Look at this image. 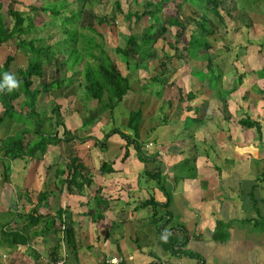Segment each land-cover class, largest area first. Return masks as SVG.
<instances>
[{
	"label": "crops",
	"instance_id": "obj_1",
	"mask_svg": "<svg viewBox=\"0 0 264 264\" xmlns=\"http://www.w3.org/2000/svg\"><path fill=\"white\" fill-rule=\"evenodd\" d=\"M221 6L232 8L233 17L243 9L251 21L250 28L238 21L228 22L229 41L233 32L229 46L243 54L234 66L239 73L250 70L242 84L226 95L231 118L226 121L221 114L214 115L217 104L207 111V79L199 83L204 91L190 103L191 111L184 110L178 100L165 97L166 87L148 84L141 92L138 90L142 87L136 86L137 93L117 105L120 108L116 107L114 114L118 116L112 120L108 113L96 114L92 124L80 128L76 114L66 115L67 126L91 138L82 143L48 145L41 160H30L29 166L17 170L19 176L13 175L11 164L9 181L0 182V264H51L53 259H64L66 264H106L113 258L121 264H264V47H260L264 39V0H223ZM232 25L234 31L230 30ZM242 32L244 43L237 42L243 40ZM216 33L225 42L224 30ZM219 43L217 49L223 44ZM224 57L218 55L214 63H224ZM182 75L178 78L184 90L195 85L193 78ZM231 76L222 77L223 90H230ZM63 78L67 75L60 71ZM55 93H59V99L67 97L68 102L76 97L73 86ZM139 100L144 102L139 141L143 151L156 153L157 159L142 161L130 146L128 157L122 160L125 142L118 135L109 137L102 148L95 146L94 140L101 141L112 126L129 132L128 115L137 109ZM193 113L204 122L185 126ZM245 117L259 123L260 136L255 129L239 124ZM164 119L166 123H162ZM73 152L89 169L93 181L81 196L68 195L64 188L55 187L56 167L63 166ZM102 162H110L113 172L101 173ZM157 164L169 195L166 210L171 217L161 223L160 229L151 221L152 208L140 205L151 197L158 203L165 201L157 183L146 175L154 173ZM97 190L108 204L103 219L93 221L98 214ZM42 191L48 196L37 205L41 219L29 226V210ZM62 210L64 225L71 229L69 246L61 240V229L58 232L62 224L58 213ZM165 232L186 236V243L179 249L182 253L161 247ZM17 236L27 241L16 243Z\"/></svg>",
	"mask_w": 264,
	"mask_h": 264
},
{
	"label": "trees",
	"instance_id": "obj_2",
	"mask_svg": "<svg viewBox=\"0 0 264 264\" xmlns=\"http://www.w3.org/2000/svg\"><path fill=\"white\" fill-rule=\"evenodd\" d=\"M134 1L136 2V0ZM49 2L45 3L40 0L38 3H25L24 0H0V52L8 51L5 58L0 61V74L4 72L15 73L18 80L21 81L20 86L11 92L7 90L0 91V106L2 108L0 124L5 119L14 121L13 117L15 116H22L29 121L28 128L23 127L14 136L0 139V175L2 183L9 181L11 162L26 158L38 161L42 159L48 145L55 146L61 142L71 143L75 141L82 143L91 138L82 137L76 128L73 129L66 125L64 119L67 116H64V118L61 116V105L57 102H52L50 115L45 119L41 118L37 111L38 96L40 94L48 95L53 91L71 86L75 90L82 89L83 97L82 102L80 101V109L72 108L70 113L65 111V115H68V117L76 114L80 118V128H85L93 123L84 112L85 106L90 101L95 103L98 114L109 113L108 118L110 116L112 119V112L115 107L124 99L137 93L138 81L131 82L129 75L132 73L136 78L138 77L136 73L139 66L153 58L152 50H154L156 40L158 38L164 39L165 36H169L165 43L167 49L162 51L158 59H155L154 71H152V75L147 77L149 82L167 88L176 86L178 101L184 105V110L191 111L192 105L190 103L192 104L195 98L204 91L202 87H199V83L207 79L210 93L209 98L204 102L207 111L212 105L217 104V112L213 114H221L226 121L231 118L226 95L234 92L235 88L242 84L243 78L249 74L250 70L245 69L239 73L234 66V63L243 54H241L242 51L235 52L229 46V43L230 45L233 43V32L230 33L229 41L227 38L229 34L228 22L233 20L235 24V21H238L246 28H250L251 21L245 10H237L236 16L233 17L232 8H222L223 0H189L190 3L188 0L187 2L186 0H158L155 3L148 0L143 3L141 11L130 10L129 8L126 12L122 10L121 15L127 22L134 21L138 23L142 19H146V26L141 33H124L123 30L118 33L117 44L112 51L117 56L118 62L123 64L127 70L131 69L130 74H124L120 70L119 64L104 49L105 33L100 29L103 26L107 27L115 23L116 11L121 10L118 1H114L115 11L111 13L106 10L101 15L93 14L94 25L82 27L79 26L80 17L88 0H62L60 5L53 4L52 6L49 5ZM75 3L78 7L73 10L72 4ZM46 4L49 7H45ZM189 7L191 10H189ZM23 8L28 9L26 14L28 12L32 14L25 16ZM184 8L189 10L185 17V13L182 12ZM42 14L48 15L49 18L44 20ZM181 16L184 18H181ZM219 29L224 30L226 43L224 42L225 44L223 43L217 49L218 43L212 44L208 37L217 35L216 30ZM230 30L234 31L233 25ZM55 32L58 33L60 38L53 43H49L52 34ZM36 34L39 37H35ZM260 47H264V39ZM219 51H222L225 56L222 59L224 63L216 64L214 60L217 59ZM14 52H20L24 55L27 58V64L24 68L17 67L13 72L11 66L15 60ZM57 56L63 58L57 66L65 67L70 76L63 79H53L42 86L40 84L33 86L32 78H40L43 75L44 66L52 64ZM182 66L188 67L189 70L186 75L196 82L188 90L177 86L176 79L172 80ZM58 68H56V74H59ZM163 71L166 72L164 75ZM161 76H165V79H160ZM223 76L233 78V82L230 83V90H223L221 87ZM142 90L144 88H140L138 92ZM260 92L263 91L260 90ZM157 95H160V93ZM170 105L169 102V107ZM143 106L144 102L139 100L137 109L129 113L126 123V129L129 132L111 127L109 132L104 133L101 141L94 140V145L102 148L109 137L118 135L125 142L122 160L128 157V148L131 146L140 160L145 162L155 161L157 154H146L143 151V143L139 141V127L143 118L141 109ZM192 115L187 118L185 126L204 122V118L195 117L197 116L196 113ZM54 116H56V119ZM166 122L164 119L162 123ZM239 124L245 128L255 129L257 135L260 136L261 128L258 122L245 117L239 120ZM27 136H31V138L27 139ZM49 168L51 167L49 166ZM86 171L87 174L84 173ZM99 171L103 174L113 172L111 163L102 162ZM146 175L157 183V187L163 193L165 201L158 203L151 197L144 200L140 205L152 208L151 221L160 229L162 227L161 223L165 220L169 221L171 218L166 210L169 195L161 182L159 164L156 165L154 173H146ZM55 176L57 178L55 187L64 188L68 195L81 196L93 183L89 169L74 152L71 153L68 161L63 166L58 165L56 167ZM96 192H98V196L95 198L98 205V214L93 221L103 219L102 213L108 204L101 192L98 190ZM47 196L48 193L42 191L37 197V203L33 204L29 210V226L39 223L41 217L38 215L37 205L45 200ZM159 209H165V211L160 212ZM63 214L64 210L58 213L60 222ZM59 231L60 228H58ZM170 233L165 232L164 235L167 238L161 239L159 244L164 250L171 253H182L179 249L186 243V236L179 237ZM71 236V229L65 227L62 235L63 239L61 238V240L65 242L66 246H69ZM17 238L16 243L27 241L20 239V236H17Z\"/></svg>",
	"mask_w": 264,
	"mask_h": 264
},
{
	"label": "rangeland",
	"instance_id": "obj_3",
	"mask_svg": "<svg viewBox=\"0 0 264 264\" xmlns=\"http://www.w3.org/2000/svg\"><path fill=\"white\" fill-rule=\"evenodd\" d=\"M61 1L62 0H47L45 3L49 2V5L52 6L53 4L60 5ZM114 1H118V3L120 4V7H121L120 9L121 10L119 12L116 11L117 17H116L115 23H113L112 25L110 24V26H107V27L103 26V27L100 28L105 33V36H104L105 37L104 49L112 57V59H114L119 64L120 70L124 74H130L131 69L127 70L123 64L118 62V58H117V56L114 55L112 50H113L114 46L117 44L118 33L121 30H123L124 33L134 32V33L138 34V33H141L142 30L146 26V22H145L146 19H142L138 23H136L134 21H129V22L125 21L123 19L122 15H121L122 14V10H123V12H126L128 10V8H129L130 10L141 11L143 3L145 1H148V0H136V2L134 0H88L86 8L83 10V13L81 14V17H80L81 19H80V25L79 26L82 27V26L94 25V21H93V17H92L93 14L101 15L106 10H108V12H111V13L113 11H115V9H114L115 8ZM149 1L155 3L158 0H149ZM188 2H189V0H188ZM72 5H73L72 6L73 10L78 7L77 3L72 4ZM44 6L45 7H49L48 4H46ZM20 9L22 10V8H20ZM23 9L25 10V16L27 14H32L30 12H28L26 14V11H28V9L27 8H23ZM189 10H191L190 7H189ZM189 10H188V8H184V10H182V12L185 13L184 17L186 16V13H189L188 12ZM42 17H43L44 20H47L49 18V16L46 15V14H42ZM184 17L181 16V18H184ZM240 36L243 38V40L237 41V42L244 43L245 42L244 39H246V36L243 35V32L240 33ZM35 37H39V35L36 34ZM168 37L169 36H165L164 39L158 38L156 40V43L154 44V50H152L153 58L148 60V61H146V62H144L143 64H141L139 66V69L137 70V73H136L138 75L137 78L132 73L129 75V78H130L131 82L135 83V81H138V87L146 88L145 86H147L148 84H150L149 87L152 86L153 88L159 86V85H156V84H154V86H153V83L149 82L147 77L149 75H152V71H154V67L156 66L155 59H158L159 56H161L162 51L167 49L165 43H166V40L169 39ZM220 37L221 36H219V35H213V36L208 37V39H209V41L212 44H217L220 41H222V43H224L223 42L224 38L219 39ZM58 38H60V36L58 35V33L55 32L54 34H52V37L49 40V43H53ZM220 44L221 43H219L218 45H220ZM219 52L221 53V54L218 53L219 57H220L222 55V51H219ZM7 53H8L7 50L0 52V61H2L5 58V55ZM14 53L13 54L15 56V60L12 62V66H11L13 72L15 71V69L17 67L24 68L26 66V64H27V58L24 55H22L20 52H14ZM61 59H63V58L60 57V56H57V58H55V60L52 62V64L45 65L44 69H43L44 70L43 71V75L40 78H32L33 86L36 85V84H40L42 86V85H45V84L49 83L53 79L60 78V71L64 72V74L67 75V77L70 76V73L68 71H66L65 67L57 66ZM57 67H59L58 68L59 69V74H56V72H55V68H57ZM197 69H200V68H197ZM188 70H189L188 67H183V66L180 67V69L174 75L172 80L176 79L178 81V84H179L178 86L182 87L183 83L179 80V78L177 76L179 75V73H181V74H183L182 76L184 77V75H186ZM162 73L164 75L166 72L163 71ZM199 73H201V72H199ZM163 78L165 79V76H161L160 77V79H163ZM175 87L172 88L173 91L171 90V88H167L166 87V89H165V92H166L165 97H169V99H172V101H174V102L178 100ZM70 88L71 87H69L67 89H70ZM45 92H47V91L45 90ZM55 92L53 93V95L51 94L52 95L51 97H49V95H46V94H40L38 96V108H37V111L40 113V116L43 119H45L47 116L50 115L52 102L60 103V105H61L60 114H61V116L63 118H64V116H66L65 115V111H63V110H65L66 107L67 108L70 107L69 108L70 110H72V108L78 109V110L80 109V101L82 100V97H83L82 89H80V88L76 89V97H74V101L73 102L72 101L68 102L67 99H65V97L64 98L60 97V99H59L58 98V94L60 93V91H59V93H55ZM56 99H58V100H56ZM116 107H118V106H116ZM85 108L86 109H84V112H85L86 116L90 120H92L93 117L96 114H98L96 106L93 103L89 102L87 104V106H85ZM119 108L120 107H118V110H119ZM114 110L112 112V119H113V116L115 118L118 116V114L117 115L114 114ZM1 112H2V108L0 106V116H1ZM88 114H91V115H88ZM54 118L56 119V116H54ZM109 118H110V120H112L110 116H109ZM65 119H66V117H65ZM13 120L14 121H9L8 119H5L3 121V123L0 124V139L6 138L8 136H14L17 132H19V129H22L23 127H27L28 128V126H29V121H27L26 118H24L22 116L21 117L20 116H15V117H13ZM47 125L49 126L48 123H47ZM112 127H114V126H112ZM29 138H31V136H27V139H29ZM29 162H30V160L27 159V158L24 161H21V162H16V163L12 162L11 164H13V166H14L13 167L14 168L13 169V172H14L13 175L14 176L15 175L19 176V173L17 172V170H20V169H23L26 166H29ZM0 182H1V175H0Z\"/></svg>",
	"mask_w": 264,
	"mask_h": 264
},
{
	"label": "clouds",
	"instance_id": "obj_4",
	"mask_svg": "<svg viewBox=\"0 0 264 264\" xmlns=\"http://www.w3.org/2000/svg\"><path fill=\"white\" fill-rule=\"evenodd\" d=\"M0 77H2V79H0V91L7 90L8 92H11L21 84V81L18 80L15 73L4 72L0 74Z\"/></svg>",
	"mask_w": 264,
	"mask_h": 264
},
{
	"label": "built area",
	"instance_id": "obj_5",
	"mask_svg": "<svg viewBox=\"0 0 264 264\" xmlns=\"http://www.w3.org/2000/svg\"><path fill=\"white\" fill-rule=\"evenodd\" d=\"M64 221H65V215L63 214L62 215V218H61V223L60 224V229H61V238L63 239L62 235H63V231L65 230V225H64ZM106 264H118L119 263V260L116 259V258H113V259H109L108 261L105 262ZM51 264H66L65 260L64 259H57L55 261H53Z\"/></svg>",
	"mask_w": 264,
	"mask_h": 264
}]
</instances>
